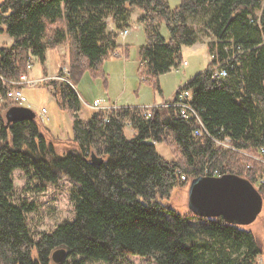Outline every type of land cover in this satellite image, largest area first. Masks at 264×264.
I'll list each match as a JSON object with an SVG mask.
<instances>
[{
    "label": "trees",
    "instance_id": "16d2710c",
    "mask_svg": "<svg viewBox=\"0 0 264 264\" xmlns=\"http://www.w3.org/2000/svg\"><path fill=\"white\" fill-rule=\"evenodd\" d=\"M263 1L180 0L170 7L168 0H0V33L12 38L0 45V264H122L127 255L153 264H264L251 230L222 217L182 215L163 201L175 186L214 171L240 176L264 198V164L247 155L264 147ZM135 11L145 36L139 73L159 92L158 76L184 63L182 47L201 42L200 31L209 33L207 67L176 89L190 92L204 126L200 134L171 99L150 108H98L83 119L79 94L58 80L46 83L72 116L70 138L53 136L36 115L6 118L17 105L7 98L10 81L27 73L31 56L44 64L48 50L64 46L61 76L73 85L85 72L106 81V59L127 56L129 45L118 43V32L130 28ZM215 67L226 74L214 76ZM225 137L237 150L216 144ZM156 143H164L172 159L160 155ZM15 168L29 181L66 176L74 183V218L34 234L26 217L34 203L11 198ZM59 248L66 255L55 262Z\"/></svg>",
    "mask_w": 264,
    "mask_h": 264
},
{
    "label": "rangeland",
    "instance_id": "374dc122",
    "mask_svg": "<svg viewBox=\"0 0 264 264\" xmlns=\"http://www.w3.org/2000/svg\"><path fill=\"white\" fill-rule=\"evenodd\" d=\"M179 2L180 0H168L170 7H175ZM109 21L110 19H108ZM139 28L141 32L132 31L129 28L130 31L126 37V41L130 45L126 57L116 56L106 59L103 65L106 81L99 77L93 78L88 72L82 75L76 85H73L65 76L63 80L58 70L61 67L62 60L60 54L62 55L64 50L66 52V47L64 46L48 50L44 64L37 57L31 56L32 65L27 70V77L30 80L38 82L34 85L23 83L20 84L21 87H16L22 88L29 103L28 107L33 110L36 116L42 119L53 136L59 139H67L72 136V116L68 111L58 106L50 92L51 87L46 83L47 80H58L68 83L76 93L82 95L81 100H85L87 103H91L94 97H99L102 103L99 100H94V102H100V108H112L125 102L131 103V105L150 108L155 105L164 104L167 99L170 100L179 85L185 82L191 75L207 67L211 57L207 50L206 42L210 39V36L207 31H200L199 36L203 37L201 42L182 47L181 53L184 63L177 69L172 68L170 71L158 76L161 92L157 91L154 85L142 79L139 73L138 50L140 45L145 41V36L140 25ZM195 28L200 29L199 24H195ZM160 31L164 37H168V30L164 23L161 25ZM11 43L12 38L7 33H0V45H9ZM10 91L11 86L7 94ZM7 98H9L8 95ZM103 100L108 104L105 105ZM2 101L3 98L1 96L0 103ZM91 107L94 108L92 105ZM43 108L45 112L43 111L42 113ZM91 111L83 102L79 116L87 119L90 117ZM125 134L131 136L130 128H125ZM155 145L160 155L168 160L172 159L169 148L164 143H156ZM12 176L14 182L12 200L14 202L26 200L27 202L34 203L33 210L26 213L28 225L34 234L41 231H50L57 224L63 221H70L74 218V204L70 200V193L74 187V183L66 176L61 175L55 182H39L33 179L29 181L21 168H15ZM191 182L192 180H188L183 186H175L168 197L163 199L165 203L169 202V206L182 215L194 213L192 198L195 187ZM38 184H43V189H40ZM232 224L246 230H251L264 250L263 197H258L257 214L248 220H240ZM32 254L33 256L36 255L35 250H33ZM258 261L262 263L263 257L259 256ZM95 264L103 263L95 262ZM122 264H153V262L143 256L127 255L123 259Z\"/></svg>",
    "mask_w": 264,
    "mask_h": 264
},
{
    "label": "water",
    "instance_id": "95a60500",
    "mask_svg": "<svg viewBox=\"0 0 264 264\" xmlns=\"http://www.w3.org/2000/svg\"><path fill=\"white\" fill-rule=\"evenodd\" d=\"M72 87V86H71ZM8 120H28L35 116L32 109L24 105H15L5 112ZM96 163L100 158L92 157ZM194 187L192 202L194 214L203 217H222L233 223L248 220L258 213V196L254 188L243 178L234 174L203 175L191 182ZM64 248L56 249L52 259L60 262L64 259Z\"/></svg>",
    "mask_w": 264,
    "mask_h": 264
},
{
    "label": "built area",
    "instance_id": "2783aa9c",
    "mask_svg": "<svg viewBox=\"0 0 264 264\" xmlns=\"http://www.w3.org/2000/svg\"><path fill=\"white\" fill-rule=\"evenodd\" d=\"M262 7H264V1L262 4ZM129 28H124L122 30H120L118 32V35L121 38H125L128 33H129ZM117 53V52H116ZM32 65V59L30 57L28 63H27V70L29 68H31ZM63 71L66 72V69L63 68ZM226 73L224 70L218 69L217 67H215L213 75L214 76H224ZM27 73H24L20 76L19 80L16 81H10V83L13 85L11 87V91L7 94L9 96V98L13 99V101L17 104V105H24V106H29V103L27 102L26 96L24 95L22 88H20V84L23 83H28V84H36L38 81L36 80H30L27 77ZM64 76H62V79L64 80ZM16 86H20V87H16ZM176 91V90H175ZM189 96H190V92L188 90H177L176 92H174L172 98H171V102H169V105L172 106H176L179 108L180 113H181V117L184 118L185 120H192L196 126V129L194 130V134H200L202 132L203 129V123L201 121L200 116L192 109V107L189 104ZM0 99H1V95H0ZM95 109L100 108V104L99 102H94L93 105ZM43 111L45 112V109L43 108ZM149 113H147L148 115ZM217 145H220L224 148H228V149H232V150H237L235 147H233L230 144V140L228 137H225L223 140H215ZM247 155L252 158V160H257L260 161L264 164V147H260L258 149V151L256 152H251V153H247ZM249 167V165L247 166ZM213 175H219L217 173V171H214ZM185 176H183V174H181V179H184ZM259 182H263V178L260 177L259 178Z\"/></svg>",
    "mask_w": 264,
    "mask_h": 264
},
{
    "label": "crops",
    "instance_id": "0c3cea01",
    "mask_svg": "<svg viewBox=\"0 0 264 264\" xmlns=\"http://www.w3.org/2000/svg\"><path fill=\"white\" fill-rule=\"evenodd\" d=\"M137 15H138V12L137 11H135V12H133L132 13V15H131V19H130V25H129V27L132 29V31L134 30V31H138V32H141L140 31V28H139V24L137 23V21H136V18H137ZM108 25H109V27L110 28H113V24H112V22H111V20L108 22ZM129 35V34H128ZM127 37V36H126ZM126 37L125 38H121L120 36L117 38V41H118V43H120L121 45H130L129 43H128V41H126ZM119 38H121L120 40H119ZM58 49V48H57ZM47 53V52H46ZM64 53H65V50H64ZM63 53V54H64ZM62 54V55H63ZM61 54H60V56H62ZM124 60V59H123ZM57 74V73H56ZM43 77H48V76H43ZM54 77V76H53ZM52 78V77H51ZM178 88V87H177ZM80 96V98H82L81 96V94L79 95ZM172 98V97H171ZM170 98V99H171ZM94 100L96 101V100H99L100 102L102 101V100H100V98L99 97H94ZM94 100L91 102V103H87V101H83L92 111L93 110H95V108H93V107H91V105H93V103H94ZM168 100V99H167ZM104 101V100H103ZM164 101V100H163ZM163 101H161V102H163ZM99 102V103H100ZM160 102V103H161ZM102 103V102H101ZM104 104L105 105H107L108 103H106L105 101H104ZM156 104H158V103H156ZM104 105V106H105ZM119 105H131V103H128V102H125V103H123V104H119ZM81 110V109H80ZM91 111V112H92ZM80 112V111H79ZM129 128V127H128ZM130 131H131V134H132V130L130 129Z\"/></svg>",
    "mask_w": 264,
    "mask_h": 264
}]
</instances>
